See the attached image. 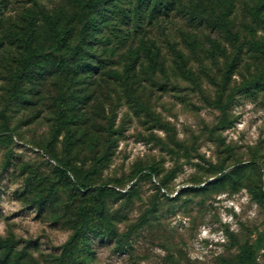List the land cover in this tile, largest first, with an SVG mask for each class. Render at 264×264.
<instances>
[{"label": "rangeland", "instance_id": "374dc122", "mask_svg": "<svg viewBox=\"0 0 264 264\" xmlns=\"http://www.w3.org/2000/svg\"><path fill=\"white\" fill-rule=\"evenodd\" d=\"M163 2L0 0V264H264V0Z\"/></svg>", "mask_w": 264, "mask_h": 264}, {"label": "trees", "instance_id": "16d2710c", "mask_svg": "<svg viewBox=\"0 0 264 264\" xmlns=\"http://www.w3.org/2000/svg\"><path fill=\"white\" fill-rule=\"evenodd\" d=\"M146 0H136L135 6L132 8V10H129V12L131 13L130 17L128 18V16L126 15L125 11L120 10V13L122 14L123 19H126L127 23L133 24L135 27H139V23L141 18H139L143 12L147 11V6H145L144 2ZM102 2H106V0H88L89 4L92 3H98V4H102ZM173 2H169L164 4L163 0H151V4H152V10H151V14H154L156 12L162 14L164 13L165 16L168 17L169 12L173 9ZM81 5H83V7H87L86 4H83L81 2ZM128 19V20H127ZM120 25V23L118 24ZM119 26H116L114 28V30L118 33H120L122 30L121 28H118ZM52 33L55 37V39L58 42V45L61 46L63 45L64 40L61 38L60 34L56 31V29L53 28ZM114 37H119V35L116 33L114 34ZM33 38H34V31L33 30H28L26 32L25 38L22 40V47L25 50V55L22 58L21 62H20V68L17 71V76H16V80L17 81H21L23 78L33 74L36 72V69L38 67L37 61L40 57V53L37 51V49H35L32 46L33 43ZM84 41H85V37H84ZM77 52V48L74 50V53ZM81 66H84V63H80ZM80 66V67H81ZM62 168H59V171L61 173V175H67L68 173H70V169L67 168L66 166H61ZM143 171V170H140ZM155 169H151L150 172L151 173H155ZM227 174H222V177H227ZM155 183L160 187L161 192L164 195H169L168 190L166 189L165 186H163L161 183H159L157 180L155 181ZM76 184H78L76 182ZM80 186L81 189L86 190L89 188H92V186L87 185V184H78ZM164 190V191H163ZM264 196V192H260V194L258 195L259 199H262ZM244 256L247 258H251L253 251L251 250V248H245L244 251Z\"/></svg>", "mask_w": 264, "mask_h": 264}, {"label": "built area", "instance_id": "2783aa9c", "mask_svg": "<svg viewBox=\"0 0 264 264\" xmlns=\"http://www.w3.org/2000/svg\"><path fill=\"white\" fill-rule=\"evenodd\" d=\"M156 181V180H155ZM164 191V190H163Z\"/></svg>", "mask_w": 264, "mask_h": 264}]
</instances>
